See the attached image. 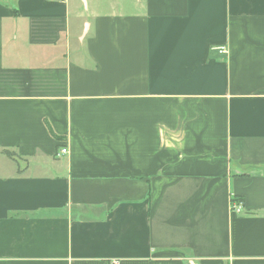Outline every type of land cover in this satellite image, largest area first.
I'll use <instances>...</instances> for the list:
<instances>
[{"label":"crops","instance_id":"1","mask_svg":"<svg viewBox=\"0 0 264 264\" xmlns=\"http://www.w3.org/2000/svg\"><path fill=\"white\" fill-rule=\"evenodd\" d=\"M84 1L0 0V264H264V0Z\"/></svg>","mask_w":264,"mask_h":264},{"label":"built area","instance_id":"2","mask_svg":"<svg viewBox=\"0 0 264 264\" xmlns=\"http://www.w3.org/2000/svg\"><path fill=\"white\" fill-rule=\"evenodd\" d=\"M220 53H225L226 51L224 49H220L219 50ZM68 153V149L67 148H63L60 150V154L58 155H65ZM232 207L233 210L237 211V212H241L243 209V203L240 201H232Z\"/></svg>","mask_w":264,"mask_h":264},{"label":"rangeland","instance_id":"3","mask_svg":"<svg viewBox=\"0 0 264 264\" xmlns=\"http://www.w3.org/2000/svg\"><path fill=\"white\" fill-rule=\"evenodd\" d=\"M77 1H78L79 9L82 12V10H83V4L85 5V1L84 0H82V1L81 0H77ZM71 23L73 24V21H71Z\"/></svg>","mask_w":264,"mask_h":264},{"label":"trees","instance_id":"4","mask_svg":"<svg viewBox=\"0 0 264 264\" xmlns=\"http://www.w3.org/2000/svg\"><path fill=\"white\" fill-rule=\"evenodd\" d=\"M234 199L237 201V200H239L240 198L235 197ZM235 200H233V201H235ZM242 200H243V199H242Z\"/></svg>","mask_w":264,"mask_h":264}]
</instances>
